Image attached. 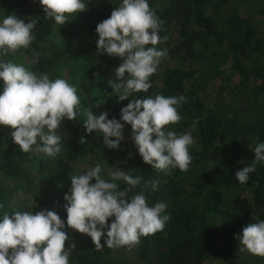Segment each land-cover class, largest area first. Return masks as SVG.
Here are the masks:
<instances>
[{
    "label": "trees",
    "instance_id": "16d2710c",
    "mask_svg": "<svg viewBox=\"0 0 264 264\" xmlns=\"http://www.w3.org/2000/svg\"><path fill=\"white\" fill-rule=\"evenodd\" d=\"M148 2L163 21L157 47L167 55L150 77L149 92L129 98L186 97L178 109L181 121L169 127L194 138L189 170L165 174L144 163L130 125L119 150L108 149L100 134L89 135L83 127V110L94 115L107 111L109 119H119L120 109L130 102L118 101L108 83L116 79L122 61L96 54V26L121 0H89L85 12L62 26L45 18L39 0H0V17L15 14L25 23L38 21L30 47L4 59L51 79H66L77 87L81 101L77 120L65 119L57 130L62 150L55 158L23 153L8 127L0 126V215L48 209L66 220L63 196L71 188V175L100 163L105 179L117 167L135 170L133 175L143 181L129 197L143 191L149 206L165 202L171 219L131 248L105 245L98 250L86 234L70 230L65 247L74 243L76 248L69 264H264V257L241 251L236 239L244 226L264 220V164L256 165L246 184L235 177L251 164L256 144L264 142V0ZM157 180V190L144 188L145 182Z\"/></svg>",
    "mask_w": 264,
    "mask_h": 264
},
{
    "label": "clouds",
    "instance_id": "9594fccd",
    "mask_svg": "<svg viewBox=\"0 0 264 264\" xmlns=\"http://www.w3.org/2000/svg\"><path fill=\"white\" fill-rule=\"evenodd\" d=\"M39 3L45 18L62 26L69 17L85 12L89 0ZM37 23L36 19L25 23L15 14L0 17V126L8 127L13 143L23 153L37 151L55 158L62 150L57 130L65 119L77 120L81 113L77 87L66 79H51L47 73L37 74L23 64L4 59L30 47ZM162 25L148 0H121L110 16L97 24V56L106 54L122 61L116 79L108 82L118 101L137 93L147 94L152 87L150 77L167 55L157 47L162 43ZM186 102L183 95H145L130 99L120 109L119 119H109L107 111L94 115L91 109L83 110V127L89 135L100 134L108 149L119 150L125 127L130 125L132 142L144 163L165 174L171 169L187 172L194 138L191 132L178 134L169 127L181 121L178 109ZM198 123L193 122V129ZM80 141L83 143L84 138ZM252 152L251 164L235 173L241 184L250 180L257 164H264V142H258ZM102 171L103 166L97 163L82 174L71 175V188L63 196L66 220L48 209L0 215V264H69L76 248L74 243L65 247L70 230L86 234L99 250L105 245L131 248L140 243L141 237L165 228L171 219L165 202L149 206L143 191L129 197V192L142 183V176L117 167L110 179H105ZM120 181L126 187L121 188ZM158 185V180L148 181L144 188L155 191ZM3 207L0 204V209ZM236 239L241 251L264 257V220L244 226Z\"/></svg>",
    "mask_w": 264,
    "mask_h": 264
}]
</instances>
